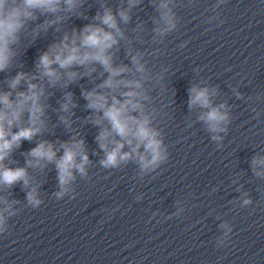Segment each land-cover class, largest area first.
<instances>
[{"label":"clouds","instance_id":"1","mask_svg":"<svg viewBox=\"0 0 264 264\" xmlns=\"http://www.w3.org/2000/svg\"><path fill=\"white\" fill-rule=\"evenodd\" d=\"M136 3L138 0H129V10L120 8L116 12L101 4L102 11H97L92 18L93 22L81 29L65 31L62 39L51 44L39 56L35 73L21 71L6 81L10 91L0 92V185L11 188L22 182L27 187L29 167H42V162L54 163L62 189L56 195L61 197L67 190L66 186L75 179L74 172L86 175L89 158L83 139L73 138L63 142V152L59 156V149L53 143L42 140L25 153L26 157H30L26 159L25 167H10L4 162L23 141H32L46 127L45 105L41 99L45 96V87L41 81H46L50 87L66 88L83 76L91 77L97 71L95 65L103 70L100 76L103 77L106 73L107 78L91 90L84 89L82 95L87 101V109L93 113L89 119L101 127L96 137L100 149L105 153L104 159L100 161L101 165L115 168L121 162L135 157L144 172L154 170L168 159L161 132L153 126L154 117L145 104L151 97L145 89L144 82L148 77L146 65L141 62V54L131 56L133 67L114 63L112 50L125 38L119 23L122 21L127 24L130 21L129 11ZM84 5L85 0H0V72H6L12 66L17 55L13 45L20 41L21 33L28 29L29 21L38 20V14L54 17L32 29L31 34L36 36L41 30L47 32L53 26L62 25L72 16L87 18L81 11ZM159 9L164 27H157L155 31L163 35L176 27L175 15L168 0H163ZM59 30L57 27V31ZM22 84L26 86V90L15 91L13 97V90L19 89ZM188 91L189 109L198 106L206 110L198 119L207 125V130L214 134L225 132L224 125L229 116L222 111L226 105H213L215 89L210 91L207 87L193 85ZM75 106L73 94L66 93L60 110L70 113ZM60 119L66 126H71L68 116H61ZM220 139L219 135L212 136L213 141ZM126 146L130 151H124ZM252 164L254 170L258 165L264 166V157H255ZM257 175L264 173L257 172ZM27 200L33 208H38L41 204L35 189L27 193ZM3 203L6 206L0 208V232L4 230L5 213L9 216L16 214L12 204L7 200ZM250 203L249 199L244 200L245 205ZM220 242L223 243V240Z\"/></svg>","mask_w":264,"mask_h":264}]
</instances>
